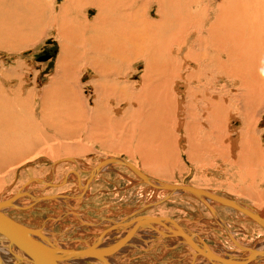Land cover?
Segmentation results:
<instances>
[{
    "label": "rangeland",
    "instance_id": "1",
    "mask_svg": "<svg viewBox=\"0 0 264 264\" xmlns=\"http://www.w3.org/2000/svg\"><path fill=\"white\" fill-rule=\"evenodd\" d=\"M9 1L7 3L0 0V91L5 93V96L0 98V109L3 111L0 115V125H2L0 126L2 128L0 129V167L2 168L0 200L10 199L16 195L15 201L11 205L7 204V208L4 209L8 216L29 228L40 229L46 237L48 236L50 242L72 248H82L86 244L96 246L101 235L110 234L112 230H120L123 225L131 224V220L145 216L170 218L200 236L202 241L213 248L217 246V250L226 251L225 253L222 251L224 254L229 252L232 255L233 251L239 250L246 252L245 250L252 249L255 240L262 239L261 241L264 242L262 225H258L256 220L223 203L211 200V205L213 204L211 209L207 201L197 195L181 191L171 193L168 190L154 188L141 180L133 170L118 163L103 165L104 167L102 166L96 173H91L92 168L95 169L101 160L115 157L135 164L155 182L207 189L212 191V194L250 205L264 215V0H168L171 4H165L164 7L170 15H174V12L179 10L186 12L183 20L186 19L189 23L196 22L195 24L201 29H205L210 24L213 25L212 28H217L222 21H225V25L222 24L226 27H229L228 23H233V26L231 25L233 28L230 26L232 29L227 28L231 31L226 30L228 33H233L225 34L230 36H227L229 39H226L227 43L218 39L214 43L215 40L210 41V36L208 37L209 43L213 44L208 54L212 59L210 58L205 70L198 71L195 73L197 76L193 77L195 80L199 75L201 76H199V85L210 83L207 85H212L210 90L214 89L216 97L218 93L226 94L225 98L229 99L227 104L222 105L219 102L220 106L217 102L216 104L218 107L225 106L224 108L228 109L226 115L221 114L224 109L221 111L222 108H219V113L216 110L217 105H213L216 109L211 108L213 114L211 112L208 114L204 103L190 104L185 100V94L180 93L186 91L185 86L187 84L189 86L188 81L182 82V78H178L181 87L171 81L174 86L172 89L177 93L178 99L175 104H173L175 100H167V106L166 103L164 104L162 109L165 112L164 122L167 121L165 124L158 121L149 106L148 111H152L150 114L154 115L156 125L160 127L154 128L155 131L151 132L153 136L141 145L142 150L139 149V145L142 144L139 142L144 139L138 138L139 135L135 134V119L121 116L127 102L120 101L117 106L121 111L118 113L115 111L111 113L110 109L109 112L108 108L104 107V103H100L98 90L101 88L105 90L110 86H105L107 87L105 89L104 86H94L96 78H100V74L94 68L81 65L79 70H74V74L75 72L77 74V83L81 86H60V82L47 86L50 79L55 77L60 42L52 31L45 32L44 21L34 18L38 12L32 2L31 8H24L26 0H19L16 5H10ZM48 1L56 6L62 2V0ZM150 4L149 15L154 18L156 3ZM96 12L95 6L86 5L82 15L92 20ZM13 17L16 18L15 21H12ZM170 21H173V27L168 30L167 35L177 27L174 18ZM224 26L222 31L225 32ZM239 28L241 29L238 34ZM198 29L204 41L207 40L204 38L205 30ZM217 33L219 36L222 34L218 31ZM197 35L198 33L182 35L179 37L180 43L185 38L188 42H192ZM216 36L218 37V34ZM47 40L53 42L47 43ZM79 41V48L82 51L84 45L81 44V39ZM217 42L219 46L221 42L225 43V46L221 43L220 47L230 48L231 55L221 53V48L219 50V46H215ZM175 45L178 46L174 44V48L169 50L170 54H174L177 50ZM239 46L240 49L243 46L244 52L243 49L238 50ZM185 48L186 46L183 47ZM80 49L77 50L76 55L81 54L80 56L83 57L84 54ZM25 51L27 53H24ZM238 51H242L243 54ZM45 54L51 57L47 60H38V57ZM229 57L231 60H228ZM177 61L174 69L171 65L168 67L172 69L166 72L168 77L173 70L180 71L179 75L185 77L194 74V72L188 73L195 67L194 62L185 64L184 60ZM223 61L229 64H224ZM101 63L114 66L116 62L102 59ZM124 67L121 69L125 71L121 75L122 80L131 86H118L119 91H124L125 87H128L131 89L128 90L129 93L136 90L135 93L139 94L141 91L139 84L145 68L143 60L135 58L129 66ZM106 70L110 72L112 68L108 67ZM106 81L105 83H108ZM168 84L171 86L170 82ZM195 84L196 82L192 85ZM222 88L223 92H221ZM118 89H114L117 90L115 94L118 92L121 95ZM246 91L248 94L244 96ZM241 95L244 100L249 99L248 103V100L244 101L246 106L243 104V99L239 98ZM116 98H119L118 95ZM253 98H256L254 99L255 102L257 101L256 104ZM69 101L72 104L69 105ZM171 101L173 105L168 104ZM73 104L74 106H71ZM108 105L112 106V103L108 101ZM98 106H103L108 112ZM157 107L160 110V100ZM93 109L95 112L98 110L99 114L95 115ZM80 111L88 115L82 112L81 115ZM101 111L103 114V111L105 114H113L110 115L111 117L104 114L108 122H104L105 118L104 116L102 118ZM92 113L95 114L92 116ZM157 114H160V111ZM109 118L115 119L111 123ZM161 127L164 130H161ZM154 136L158 137L155 139ZM217 139L223 140L220 145ZM249 144L258 149L250 150L252 147L249 148L251 146ZM67 148H71V151L69 152ZM253 151L256 153L255 157L252 155ZM68 155L74 160L56 162L57 159ZM256 157L260 158L259 163ZM35 177L42 181L33 180L28 186L29 193L16 194L21 186ZM45 181H52L54 185ZM84 183L87 184L83 189L84 186L80 185ZM117 224L119 229L116 227ZM143 230L146 231L135 234L129 240L134 243L128 241L125 244L126 248L124 246L112 255L108 254L109 260L116 264L117 262L118 264H188L189 262L192 264L195 255L198 257V254L194 253L193 246L187 245L180 236L162 237L150 234L155 233L156 229ZM113 237L115 239V236ZM121 237L113 242L116 243ZM6 239L0 234V241L7 242ZM113 242L106 247L113 245ZM142 243L145 245L142 246ZM5 249L8 250L4 248L3 251H6ZM122 250L126 252L123 253ZM83 261L86 264L90 260L85 258ZM200 262L203 261L199 260L197 264Z\"/></svg>",
    "mask_w": 264,
    "mask_h": 264
},
{
    "label": "bare ground",
    "instance_id": "2",
    "mask_svg": "<svg viewBox=\"0 0 264 264\" xmlns=\"http://www.w3.org/2000/svg\"><path fill=\"white\" fill-rule=\"evenodd\" d=\"M3 1L8 3V0H3ZM18 2H19V0H10L9 4L10 5H12V4L16 5ZM31 2L33 3L34 8L37 9L36 11L38 12V13L35 14L34 18H36L39 21H44L43 25H45V27H46V30L44 29L45 32L52 31L54 33V35H55L54 37H56L59 40V42H60V54L57 57V63H56L57 68H56V70L54 72L55 77L50 79V81L48 82L49 84H47V86L55 85L57 82H60V86H73V87L74 86H81L79 83H77V80H76L77 79V74H76V72L74 74V70L75 71H77V69L79 70L81 65H82V67L83 66H89V67L94 68L97 71V73L100 74V78H98V79L96 78V80L94 82V86L95 87L96 86H104V89L107 88L105 86H110L109 88H107L105 90H102V88L98 90V97H100V103L103 102L104 103V107L108 108V111L110 109L111 113L114 112V111H115V113L116 112L118 113V112L121 111V109L119 110L120 107L117 106V105H119L122 101H126L127 102V106L124 108L123 112H121L122 113L121 116H125L126 118L127 117L131 118V120L135 119V122H136L135 134L137 133L139 135L138 138L144 139V141H145L144 142V141L140 140L141 142H139V144L140 143H142V144H140V145L138 144L140 146L139 149H141V145H144V143H146V141L149 138H151V136H153L151 132L155 131L154 128H157V127L159 128L160 127V126L156 125L157 122H156V120L154 118V115L150 114L152 111L151 110L148 111L149 106L153 110V112L155 113V116L157 117L158 121L159 122H164L165 112L162 109V108H164V104L166 103V106H167V102H166L167 100H169V101L170 100H172V101L175 100V101H173V104H175L176 100L178 99V96L176 95L177 93H175L173 91V89H172V87H174V86H172V82L171 81H173L174 82L173 84H176V86H179V87H181V86H180V82L177 81L178 78H182V80H183L182 82H184V80L188 81L189 82V86H187L188 84L185 86L186 91L185 92L184 91H180V93L181 94L182 93L185 94V96H184V97H186L185 100H187V102L190 103V104H193V102L196 103V104L204 103V107H206L208 109V111H207L208 114H210V112L212 111L211 108L214 107L216 109V106H213V105H217L216 102L217 103L219 102L220 104L224 105L227 102V100H229V99L225 98L226 94L225 95H222V94L219 95V93H218V97H216L217 95L216 94L214 95V93H215L214 89L212 88L213 92H212V90H210V87L212 85L211 86L207 85V84H210V83H206L205 82L204 86H203V84L199 85V81H200V79H199L200 75L199 74H198L199 76L197 77L198 79L196 78L197 80L196 79L194 80L193 77L197 76L195 73H197L198 71L205 70V68L207 67V64L210 62L209 60H210L211 57H209L208 54H210V52H211L210 51V46L213 45V44H212V42L211 43H209V42L211 40H215L214 41V43H215L216 39H218V41H220V40L223 41V42L226 41L225 43H227L228 42L226 40V39H228L227 36H229V35H231L233 33H228L226 30H228L230 32L231 30H229V29L233 28L232 27L233 23L232 24L228 23L229 25L226 24L229 27L232 25L231 26L232 28L224 26L225 25V21H222V23L224 25L221 22H219V24H218L219 26L217 24H215L216 26H218L217 28H212L213 27L212 24L207 25L205 27V29L202 28L206 32L205 33L206 37H204V38L207 39V40L204 41V39L199 34L200 31H199L198 28L201 29V27H198L199 25L197 26V24H195L196 22L195 23H189V22H187L186 19L183 20V17H184L186 12H182L181 10H179V11L174 12V15H170L168 13V11L164 7L165 4L166 5L171 4L168 0H62L61 4H59V6H56L53 2L49 3L48 0H26L24 8H31L30 7V3ZM151 2H155L156 3V4H154V5H156V13L154 12L155 13V17L154 18L150 17V15H149V9H150L149 8V4ZM191 2L193 3V1H191ZM86 5H93L96 8V11H97L96 12V16L92 20H88L85 17H83V15H82V11H83V9H84V7ZM184 5H185V3H184ZM196 8L197 7L195 6V9ZM153 11H155V10H153ZM171 18H174V23L177 25V27L173 28L170 31V34L167 35L168 30L171 27H173V21H170ZM230 18L231 17H229V19ZM15 20H16V18L13 17L12 21H15ZM231 20H232V18H231ZM180 21H182V22H180ZM220 24H222V26H224L223 30L225 29V32L222 31V26ZM215 25H214V27H216ZM203 26H204V24H203ZM227 28H229V29H227ZM241 28H239V31L237 32L238 34L240 33V29ZM212 29H216V31L215 30L212 31ZM219 29H221V31L224 32V34ZM217 31L222 33V34L219 36V33H217ZM211 32H214V33L211 34ZM194 33H198V35H197V37L194 40L192 39L193 40L192 42H188L186 40V38H185L180 43L179 37H181L182 35H185V36L186 35H192ZM226 33H228L229 35L227 34L225 36ZM217 34H218V37L216 36ZM213 35H215L216 37L213 36ZM80 36H81V38H80ZM209 36H210V38H209L210 41L208 40ZM78 39L79 40L81 39V41H82L81 44L84 45L82 51L79 48L80 41ZM244 41H242V42H244ZM51 42H53V41L51 40ZM51 42H49V43H51ZM223 42H221V43H222V45L224 44V46H225V43H223ZM221 43H220V46H221ZM237 43H239V42H237ZM237 43H235L236 46H237ZM174 44L178 45V46L175 45L177 47V50L175 49L176 51H175L174 54H170L169 50L174 48L173 47ZM218 44H219V42H217V44L216 45L214 44V45L218 47L219 46ZM184 46H186L185 49H183ZM220 46L218 47L219 50L221 48ZM224 46H223V48H221V50H222L221 53L223 52L226 55H231V50H229L230 48H228V47L225 48ZM244 47H246V46H244ZM78 49H80V51L83 52V54H84V56L82 54L83 57L80 56L81 54L80 55L79 54L76 55V52H77ZM242 49H243V52H244L243 46H242ZM242 49H240V46L238 47V50H242ZM211 50H212V48H211ZM213 51L214 50H212V52ZM215 51H217V50H215ZM238 52H242V51H238ZM243 52H242V54H243ZM24 53H27V52H24ZM213 54H215V52ZM50 57H51V55H49V58ZM72 57H74L75 59L73 60ZM84 57H86V58H84ZM225 57L228 58V56H225ZM230 57H229L228 60H231ZM49 58H47V59H49ZM135 58L143 60V62L145 64L144 72H143V74L141 76L142 79H141V82L139 84V86H140L139 90H141L140 93L142 92V95H140V93L136 94V93H138V92L135 93L136 90L133 91L132 93L131 92L129 93L128 90L131 91V89H129L128 87H125L126 90L124 88H122V89H124L125 92L122 91V90L119 91V89H118L119 88L118 86H131V85L127 84L126 82H124L125 80H122L123 76H121V75L125 71H123L121 69L125 65L129 66L131 64V61L133 59H135ZM47 59H45V60H47ZM102 59H107V60H110V61H114L116 63H114V66H110V65H108L106 63H101ZM179 59L186 61L185 64H189V63L194 62L195 67L193 69L189 68L190 71L188 72V73H193L194 72V74H191L192 76L185 77L183 75H179L180 71H177V70L176 71L173 70V72L171 71L173 74L171 73V76H169V77L166 75L167 71L172 70V69H169L168 67L171 65V66H173V69H174L176 63L178 62L177 60H179ZM222 60L225 61V59H222ZM213 62H215V60ZM223 62H221V64ZM226 63L224 62V64H226ZM228 64L229 63H227V65ZM108 67L112 68V71L108 72V70H106V69H108ZM62 68H65V70L62 69ZM123 69H125V67ZM226 72H227V70H226ZM98 74H96L97 77H98ZM202 75H204V74H202ZM107 77H109L108 80H107ZM63 79H66V81H64ZM105 81L108 82V83H105ZM61 82H62V85H61ZM169 82H170L171 86H169V84H168ZM195 82H196V84L192 85ZM182 85H185V84H182ZM111 86H113V87L117 86V87L113 88ZM50 89H51V87H50ZM55 89L53 88V90H55ZM114 89H118V91L121 92V95H119L120 93H118V92H117V94H115L117 90H114ZM0 90H1V88H0ZM113 90H114V92H113ZM222 90H223V88L221 89V92H223ZM144 91H145V93H144ZM72 92H73V90H72ZM241 92H243V91H241ZM65 93H66V91H65ZM4 94L5 93L3 91L2 92L0 91V98L4 97L5 96ZM247 94H248V91H246L243 95L245 96ZM117 95H118L119 98H116ZM213 95L215 96V98L213 97ZM49 96H51V95H49ZM59 96H61V95H59ZM59 96H58V98H59ZM237 97H238V95H237ZM239 98L243 99V104H244L245 100L246 101L248 100L247 103L249 102V99L246 98L244 100V97H242V95ZM76 99H77V97H76ZM250 99H251V97H250ZM254 99L256 100V98H253V101H254ZM159 100L161 102L160 110L157 107V103L159 102ZM48 101H49V98H48ZM108 101H109L110 104L112 103V106L108 105ZM172 101H171V103L168 102V104L169 105L172 104ZM97 102H96V104H97ZM256 102H255V104H256ZM68 103H69V105L72 104V103H70V101ZM219 103H218V105L220 106ZM250 103H252L251 100H250ZM258 103H260V102H258ZM193 105H195V104H193ZM218 105H217V107H218ZM244 105H243V107H244ZM247 105H249V104H247ZM71 106H74V104L71 105ZM104 107L102 106V107H99V108H101V109L103 108V110H106V109H104ZM114 107L117 108V109H115ZM209 107H210L211 110L209 109ZM224 107L223 108L222 107H218V109H216L217 112H219L218 111V110H220L219 108H222L221 111L224 109V112H221V114L227 113L226 109H228V108H224ZM252 107H254V106H252ZM71 109H72V107H71ZM92 111L95 112V109H93ZM96 111H97V112H95L96 114L92 113V116H93V114H95V115L99 114L98 110H96ZM99 111H100V109H99ZM108 111L106 110V112H108ZM159 111H160V114H157ZM81 112L83 113V111H80L79 114H81V115L85 114V113L82 114ZM86 112H88V111H86ZM103 112L105 114V111H103ZM166 112H167V110H166ZM217 112H214V113H217ZM2 113H3V111H1V109H0V115H2ZM101 113H102V111L100 112V114ZM111 113L110 114L106 113V114L109 117L111 115ZM104 114L103 113L101 114L102 118H103ZM149 114H150V116H149ZM89 115H91V113ZM105 117L106 116H104V118ZM96 118H97V116H96ZM99 118H101V117H99ZM110 119L111 118H109V120ZM114 119L110 120L111 123H112V121ZM103 120L104 119H102V121ZM106 121H107V119L105 118L104 122L106 123ZM110 121H109V123H110ZM3 122H4V120H3ZM165 122H167V121H165ZM165 122H164V124H165ZM161 125H163V124L161 123ZM0 126L2 127V125H0ZM165 126H167V124ZM161 128H162L161 130H164L163 127H161ZM0 129H2V128H0ZM132 130H133V128H132ZM155 137H158V136H154V138ZM223 138L225 139V137H223ZM218 139H217V141L220 140V139L219 140ZM149 141H151V140H149ZM222 141H219V145L222 143ZM130 142H131V140H130ZM247 144H245L246 147H247ZM258 144H260V143L258 142ZM249 145H251V144H249ZM122 147H124V146H122ZM136 147H138V146H136ZM250 147H252V149H250V150L258 149L256 147L253 148L252 145L249 146V148ZM62 148H66V147H62ZM63 150L65 151L66 149H63ZM67 150L70 152L71 148H67ZM50 152L51 151H49V153ZM248 152L249 151H247V153ZM247 153H246V155H247ZM248 154H250V153H248ZM252 155H253V157H255L256 153H254V151H253ZM60 159H62V160H60ZM66 159L67 160H72V161L74 160L72 157H70L68 155V156H65V157L57 159L58 161H56V162H60V161L66 160ZM110 159H112V157ZM113 159H116V158L113 157ZM256 159H257V162H258L259 161L258 159H260V158L256 157ZM104 160H106V158L101 160L100 162H103ZM253 162H255V161H253ZM257 162H255V163H257ZM110 163H106V164L109 165ZM258 163H257V165L259 166L260 164H258ZM53 164H54V162H53ZM106 164H104V165L107 166ZM133 165L140 171V173L144 174V172L138 166H136L135 164H133ZM102 166H100L99 168H95V169L92 168L91 173H93V174H94V172L96 173L98 171V169L102 168ZM250 166H252V165H250ZM1 169L2 168L0 167V170ZM135 173L137 174V176H139L141 178V180L145 181L140 176L139 173H137V172H135ZM249 173H245V174L248 175ZM250 176H251V174H250ZM252 179H254V177H252ZM29 180L30 181H27V183H25L23 186H21L19 188V190L16 193L17 195H22V194H25L27 192L29 193L30 189L28 188V186L30 184H32L31 181L32 182H33V180H35V181L37 180L39 182L42 181V179H38L36 177L35 178H30ZM149 182H151V184H149ZM45 183L54 185L52 181H50V182L49 181L48 182L45 181ZM147 183L149 185H151L152 187H154V188L162 189L163 191H165V190L167 191L168 190V191H170L172 193V191L170 189H166V188L162 187V185L165 184L163 182H155L152 179H150V181H148ZM86 184L84 183V184H81L80 186H82V187L84 186L83 187V189H84V188H86L85 187ZM170 185H178V186H182V187L189 186V185L174 184V183H172ZM194 188H197V187H194ZM199 189H202V188H199ZM203 190L208 191L210 193L212 192V191H209L207 189H203ZM175 191L176 192L181 191V192H185V193L188 192V193L193 194L192 192H190L188 190H184V189L174 190V193H175ZM15 196L10 197V199L0 200V213H2L3 215H5V216H7L9 218H11V217L8 216V214H6L4 212V209L7 208L6 207L7 204L11 205L15 201ZM199 197L203 198L204 201H207L206 203H207L208 207L211 206V209H213V207H212L213 204L211 205L212 201H216L218 203H221L218 200H213V199L208 198V197H207V199L204 198L206 196H204V197L203 196H199ZM232 201L235 202L237 205L244 206L246 209H248L251 212H254V213L255 212H261V211H259L257 209H253V207L251 208L250 205L248 206V205L242 204L241 202H237V201H234V200H232ZM227 206H229V205H227ZM229 207H231V206H229ZM239 212L242 213L243 215H246L245 213H243L241 211H239ZM249 218H251V217H249ZM11 219L14 220L13 218H11ZM14 221H16V220H14ZM16 222H18V221H16ZM130 222H131V224H129L128 226H127V224L123 225V227L121 226L122 229H120V230H117V229H116V231L112 230L110 232V234L106 233V234L101 235L99 237V240H98L99 241L98 245H96V246H87L89 244H86V246L82 247V248L66 247V246H63V245L61 246L59 244L56 245L55 243L50 242V240L48 239V236L46 237V235H44V232L42 233L40 229L38 230L36 228H29V227L21 224L20 222H18V223H20L21 225L25 226L28 229L29 236L33 240L37 241L38 243H40L41 245H43L45 247H48L50 250H52V253L55 256H58V260L56 261L57 264H85V263H83V262H85V261H83V259H85V258L88 261L90 260L89 263H86V264H110L109 262H111V264H116V263L112 262L111 260H109L110 256L108 257V254L112 255L113 252L118 251L119 249L123 248L125 246V244L130 239H132V237L135 234H138L139 232H144L146 230L137 231L136 233H134L128 239V241L123 246H121V247H119L117 249H114L113 251L109 252L108 254L103 255L102 257H88V256L81 255V254L62 255L64 253L62 251H65V250H67V251L68 250L69 251H78V250H81V249H84V248H87V247H94L96 249L103 248L104 246L106 247V245H108V244L110 245L111 242L116 241L122 235H124L126 232L129 231L130 227L134 225L132 223V220ZM254 224H256V223H254ZM173 225H175V224H173ZM177 225H179V224H177ZM258 225H261V224L259 223ZM157 226H162V228H164L165 230H168V227L170 229H173V227L169 223H166V224H163V225H157ZM179 226L182 228V230L187 235L197 236L194 232L188 230L187 228L183 227L182 225H179ZM116 227L119 229L120 228L119 224H117ZM126 227H127V229H126ZM123 228L126 229V230L124 231ZM155 228H157V227H155ZM155 231H156L155 233L151 232L150 234H156V236H161V232H159V230H155ZM140 234H142V233H140ZM1 235L4 236L3 234H1ZM168 235L178 236L177 234H168ZM113 236H115V239H114ZM112 237H113L114 240L111 239ZM139 237H140V235H139ZM197 237L200 238V236H197ZM5 238H7V237H5ZM141 239H144V238H141ZM149 239H150V237H149ZM8 240H7V242L5 240L0 241V264H35L34 259L27 252H25V250L21 249L20 247H18L17 245H15L14 243H12V242H10ZM133 240H134V238H133ZM200 240L202 241L201 238H200ZM261 240L262 239H260L259 241L255 240L254 243H253V246H251L252 249L245 250L246 252H244L242 250L241 251L239 250V251H236V252L233 251L232 255H231V253L229 254V252H228V254H224L226 251L224 252L223 250H221V251L217 250L216 249L217 246L213 248L212 246L208 245L207 242L205 243L204 241H202L203 245H206L205 246L206 250L203 251L201 248L193 246V249L195 251L194 253L198 254V257H196L197 255H195V259H194V261L192 260L193 261L192 264H197V262L199 260L203 261L202 263L200 262V264H212L210 262V260H209V258L211 256L214 257V259H216V260H223V259H225V260L228 259L229 260V259L236 258V257L241 259V258H245L246 257V259H245L246 260V264H264V253H263L264 252V246H262V245H264V242H262ZM100 242H103V243L100 244ZM129 242L134 243L132 241H129ZM137 242H138V239H137ZM7 243H9V244L7 245ZM236 244H237V242H236ZM141 245L143 246L145 244L142 243ZM141 245H139V246H141ZM240 245H241V247L243 246L242 244H239V246ZM232 246H234V245H232ZM3 247L4 248H8V250L5 249L6 251H3L4 250ZM126 247L127 246H125V248ZM129 248L130 247L128 246V249ZM207 249L209 250L211 256L208 254L209 252H207ZM120 252H121V250H120ZM122 252H123V250H122ZM125 252H123V253H125ZM117 255H119V254H117ZM190 258H191V256H190ZM115 262H117V261H115ZM117 264H118V262H117ZM188 264H191V263L189 262Z\"/></svg>",
    "mask_w": 264,
    "mask_h": 264
},
{
    "label": "water",
    "instance_id": "3",
    "mask_svg": "<svg viewBox=\"0 0 264 264\" xmlns=\"http://www.w3.org/2000/svg\"><path fill=\"white\" fill-rule=\"evenodd\" d=\"M51 42V40H47V43ZM26 52V51H25ZM49 58L48 54H45L43 56L38 57V60H45ZM118 163L125 165L129 167L131 170L137 172L140 174V176L146 181H150V178H148L146 175L140 173V171L130 162L122 159H106L103 162H100L95 168H99L100 166L106 164V163ZM151 184V182H149ZM163 188L170 189L171 191L177 190V189H184L192 192L193 194L197 196H206L208 198H211L213 200H218L219 202L229 205L249 217L256 220L258 223H260L262 226H264V215L262 212H251L248 209H246L244 206L237 205L235 202H233L230 199L218 196L216 194H212L208 191H205L203 189L194 188L192 186H178V185H170V184H163ZM132 223L135 224L130 228L128 232L125 233V235L116 243H114L111 246L103 247V248H94V247H87L78 251H62L64 252L62 255H75V254H81L88 257H102L105 254H108L109 252L113 251L114 249H117L121 246H123L128 239L137 231L143 230L146 228L156 229L161 232V236H167L168 234H177L180 236L187 244L191 246H195L198 248H201L203 251L206 250V245H203L202 241L197 236H191L187 235L182 228L177 225L174 220L166 217H156V216H145V217H138L132 220ZM169 223L173 229H170L168 226V230H165L162 228V226L157 225H163ZM175 224V225H173ZM157 227V228H155ZM159 227V228H158ZM169 231V232H168ZM0 233L3 234L5 237L9 239L10 242L14 243L21 249L25 250L35 261V264H57L58 256H55L52 253V250H50L48 247H45L38 243L37 241L33 240L28 233V229L21 225L20 223L12 220L11 218L3 215L0 213ZM207 252L209 250L207 249ZM264 253V252H263ZM210 255V252L208 253ZM211 256V255H210ZM253 256V255H252ZM246 257L239 259L238 257L232 258V259H223V260H216L214 257H210L209 260L212 264H246Z\"/></svg>",
    "mask_w": 264,
    "mask_h": 264
}]
</instances>
